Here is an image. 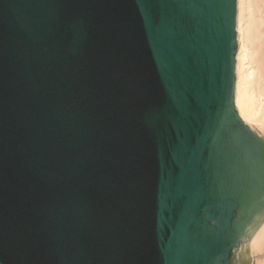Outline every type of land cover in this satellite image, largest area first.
Returning a JSON list of instances; mask_svg holds the SVG:
<instances>
[{"label": "water", "instance_id": "1", "mask_svg": "<svg viewBox=\"0 0 264 264\" xmlns=\"http://www.w3.org/2000/svg\"><path fill=\"white\" fill-rule=\"evenodd\" d=\"M191 11L201 66L230 101L222 141L264 144L233 102L236 0ZM166 17L163 0H0V264H172L184 202L169 192L205 134L178 154ZM224 217L232 247L214 264H254L264 201Z\"/></svg>", "mask_w": 264, "mask_h": 264}, {"label": "snow or ice", "instance_id": "2", "mask_svg": "<svg viewBox=\"0 0 264 264\" xmlns=\"http://www.w3.org/2000/svg\"><path fill=\"white\" fill-rule=\"evenodd\" d=\"M36 2L43 5L52 0ZM163 3L167 6L164 31L174 48L176 107L183 114L177 125L178 154L191 151V137L205 134L199 156L191 162L183 181H174L169 192L170 197L184 202L183 213L173 224L171 261L214 264L218 255L227 259L232 247L222 226L224 214L264 201V144L247 141L240 146L222 141V120L227 118L230 101L227 92L210 86V71L201 66L195 46L199 20L191 11L199 6V0ZM68 264H76L70 252Z\"/></svg>", "mask_w": 264, "mask_h": 264}, {"label": "bare ground", "instance_id": "3", "mask_svg": "<svg viewBox=\"0 0 264 264\" xmlns=\"http://www.w3.org/2000/svg\"><path fill=\"white\" fill-rule=\"evenodd\" d=\"M234 106L239 118L264 135V2L236 0ZM254 264H264V223L249 243Z\"/></svg>", "mask_w": 264, "mask_h": 264}, {"label": "rangeland", "instance_id": "4", "mask_svg": "<svg viewBox=\"0 0 264 264\" xmlns=\"http://www.w3.org/2000/svg\"><path fill=\"white\" fill-rule=\"evenodd\" d=\"M248 256H249V257L253 256V255L251 254V252H250L249 249H248Z\"/></svg>", "mask_w": 264, "mask_h": 264}]
</instances>
